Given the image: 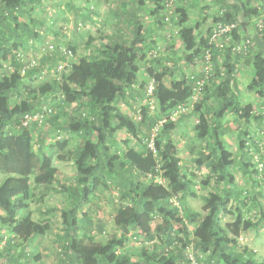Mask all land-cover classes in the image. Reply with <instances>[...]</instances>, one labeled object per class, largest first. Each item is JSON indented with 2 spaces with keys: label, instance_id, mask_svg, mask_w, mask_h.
Here are the masks:
<instances>
[{
  "label": "trees",
  "instance_id": "1",
  "mask_svg": "<svg viewBox=\"0 0 264 264\" xmlns=\"http://www.w3.org/2000/svg\"><path fill=\"white\" fill-rule=\"evenodd\" d=\"M134 1L152 5L151 15L159 28L169 23L165 19L171 16L178 39L190 49L185 60L194 68L192 75L202 76L195 61H202L207 51L212 54L214 75L203 98L178 117L181 121L187 114L198 115L197 138L200 142L208 137L209 150L201 148L195 163L197 169L208 171L201 184L214 183L217 191L203 196L204 214H191L184 207L186 197L195 196L197 182L193 173L183 171L173 138L179 120H173L172 115L192 97L194 81L188 74L177 77V66L168 68L161 57L148 55L159 48L149 41L148 30L140 21L132 36L105 44L96 54L78 58L68 74L33 87L34 76L40 77L48 62L54 66L60 52L37 66L21 61L17 52L41 39L39 25L55 36L58 32L54 24L45 27V20H37L36 29L22 20L28 7L40 0H0V70L7 61L12 66L10 72L0 73V259L5 260L1 264H32L35 251L31 244L52 228L47 219L30 218V207L56 192L68 196L55 235L58 264H186L190 245L205 255L208 264H264L256 251L240 242L242 233L263 227L264 206L238 188L233 172L236 157L224 144L229 133L224 124L228 114H234L239 123L242 118L248 126L264 119V114H255L252 104L240 102L236 79L242 56L233 52L232 45L220 50L210 44L213 27L206 22L209 16L188 26L184 21L187 9L182 6L174 7L170 15L167 0ZM216 2L212 24H238L233 44L249 42L243 61L251 67L247 91L264 98V0ZM70 49L76 54L75 45ZM140 64L145 67L142 78ZM151 80L155 82V110H151L147 95ZM135 86L141 93L136 94ZM138 100L143 103L137 104ZM123 105L129 111L122 109ZM36 115L43 120L28 122V117ZM52 131L60 138H53ZM123 131L130 138L122 140L126 149L121 151L116 148V136ZM66 133L79 137L69 148L72 136L66 138ZM238 137L245 172L258 174V170L249 169L255 165L250 164L249 156L254 141L247 130ZM56 156L73 165L75 176L69 186L54 165ZM112 187L119 197L114 217L117 231L105 242H97L91 232L93 219L83 208L98 191ZM249 201L259 206L255 221L243 213L242 207ZM225 217H232L231 222H224ZM157 219L161 226L153 225ZM138 239L145 244L131 253L130 244Z\"/></svg>",
  "mask_w": 264,
  "mask_h": 264
},
{
  "label": "rangeland",
  "instance_id": "2",
  "mask_svg": "<svg viewBox=\"0 0 264 264\" xmlns=\"http://www.w3.org/2000/svg\"><path fill=\"white\" fill-rule=\"evenodd\" d=\"M76 1L77 0H40L37 5L28 7L29 13L22 17V20L27 21L31 26H34L35 29L38 27L36 26L37 20H45V27L54 24V28L58 32L55 36L51 31L46 32L45 29H43V26L39 25L38 30L41 33V39L38 41H31V44L19 48L17 52L20 60L26 64L30 62V66L35 64V66H37L44 60L49 61L54 52L58 50L60 52V54L56 57L57 62L54 66H52L51 62H48L46 66L41 65L43 68L41 76H34V81L31 83L33 87L38 84H44L54 78H61L64 73L68 74L70 72L71 65L78 60V58L90 56L93 55V53L96 54V51L99 48H97V46H95L89 39L91 38L95 41L98 35L101 34V29L103 31L108 29L107 31L112 32L115 28V25L112 24L113 0L104 1L100 5L92 0H79V2L76 3L79 7L74 10L72 6L69 5ZM175 4L176 6L174 7L182 6L185 10L187 9V16L184 18V21H186L188 26H195L197 21L201 22L206 16H209V20L206 21L207 24H210L211 27L214 26L211 21V16L217 9L218 3L216 0H176ZM147 5L148 4L144 6L146 7ZM79 8L80 10L78 11ZM83 13H89L90 20L87 19L83 21L81 18V14ZM174 16L177 18L178 15L175 14ZM162 28L163 29H161L159 34L157 32L158 35H149L148 37L152 38L149 41L154 42L159 48L158 57L163 59V65L174 69L176 68V62L169 61L165 63V48L172 46L171 50L178 49V53L181 52V54L176 55L175 58L182 64L185 60V52L190 49H186L182 45V42H180L177 37V28L173 26L171 21ZM98 29L99 31H97ZM72 45L76 46V54H74L70 49V46ZM150 52L151 51L148 52L149 56L151 54ZM61 57H64V59ZM183 57L184 59H182ZM185 63L187 64L186 60ZM196 66H198V69L200 70V66ZM26 67H28V65H26ZM238 68L239 71L237 73L236 85L239 92L238 96L240 98V102L242 105L252 104L257 116L264 114V98H259L257 95L250 94L247 91V86L251 77L250 65L241 61ZM11 70L12 66L10 62L7 61L4 69L0 70V73L10 72ZM185 71L186 69L182 70L181 75L187 76V74L189 75L195 73L194 70L188 72ZM22 73L24 74V71ZM179 76L180 75L177 74V77ZM135 89L136 94L141 93L139 86ZM203 96L204 93L199 96L197 102L200 101ZM138 98L141 99L140 96H138ZM193 102H195V100H193ZM142 103L143 101L138 100L137 104L140 105ZM75 105L76 104H74V106ZM71 106L73 108V105ZM121 108L129 111L128 107L125 105L121 106ZM201 111H204V108H202L200 112ZM177 120H179V117ZM239 120H241L240 123L236 120V117L232 113L227 115L224 120V124L229 128V133L224 138V144H226V146L233 151L234 157H236L233 172L237 179L238 188L243 192H247L249 197H255L260 201V206H264V119L262 121L255 120L249 126L242 118H239ZM178 122L179 125L173 135L174 141L178 146V156L180 158L183 171L189 175L193 173L195 175L194 181L197 182L194 186L195 196L186 197L183 204L185 205L184 207L187 208V211L191 214H204L203 196L210 192H216L217 190L214 183L212 186H203V184H201L202 180L208 177V171L204 167L197 169L195 158L198 156L197 152L200 151L201 148L209 150V138L206 137L199 142L197 135L200 132L201 123L199 122L197 114L190 116L187 114L183 120H179ZM208 124L209 123L207 122L206 125L208 126ZM242 130H247L249 137H251L252 141L255 143L249 151V156L251 157L250 164L253 163L255 165H250L249 169L251 171L258 170V174H254L252 176L245 172L242 166V160L239 157L242 151L239 149L238 134ZM51 136L53 138H60L56 131H52ZM70 136H72V134H65L66 138ZM116 137V148L121 151L126 149L122 140L129 139V134L123 131L117 134ZM70 140L68 148L72 143L74 144L77 140H79V137L73 138L72 136ZM54 165L62 171V180H64L66 186L71 185L75 176L72 163L69 161H61L56 156ZM113 187L109 191H98L97 197H95L90 203L86 204L83 208V212L88 214L93 219L91 232L94 240L97 242H105L116 232L114 217L119 197L117 189ZM67 198L68 196L66 193L56 192L45 197L42 202L33 203V205H31L30 212L28 214L29 217L35 221L47 219L51 221L52 228L51 231H49L44 237L34 240L31 244L32 249L35 251L32 264H58L59 248L55 235H57L58 228L60 227V210L66 207L68 201ZM255 204V201H249L246 206L242 207L246 218H258L259 206H256ZM232 206L235 209L237 205L235 202H232ZM0 214H3L2 210H0ZM231 218L232 217H225L224 222H231ZM199 219L200 218H198V220ZM161 224L162 221L157 219L153 225L161 226ZM193 228L194 226L192 224L191 230H193ZM2 233L6 235L5 231ZM240 242L242 246L251 248L264 259V229L261 231H248L242 233ZM143 244L145 243L138 239V241L133 242L132 248H135V246L138 245L140 248ZM146 246L149 247L150 245L148 244ZM149 248V251H152V247ZM136 252L138 251L136 250ZM185 254L188 259L186 264H192L190 259L191 255L196 257L197 260L199 258L198 264H208L205 260V255H202L194 249L193 245H190L189 248L186 249ZM134 259H137V256H134ZM4 262V259H0V264Z\"/></svg>",
  "mask_w": 264,
  "mask_h": 264
},
{
  "label": "crops",
  "instance_id": "3",
  "mask_svg": "<svg viewBox=\"0 0 264 264\" xmlns=\"http://www.w3.org/2000/svg\"><path fill=\"white\" fill-rule=\"evenodd\" d=\"M92 1H94L98 5H100L104 2V0H92ZM78 2H79V0H77L73 4L71 3L69 6H72V8L75 10L77 7H79L76 5V3H78ZM113 4L114 5H113V14H112V17H113V23L112 24L115 25V28L113 29V31L112 32L107 31L108 29L107 30L105 29L103 31L101 29L100 30L101 34L98 35V37L96 38L95 41L91 38L89 39L91 42L94 43L95 46H97V48L100 49L103 46H105V44L110 43L112 41H117L120 38L132 36L134 26L136 25L137 21H140L145 26V29L148 30V33L150 36L157 34V32L159 34L161 29H163V28H161V27L159 28L157 26L156 20L151 15V10H153L152 5L148 4L145 7L144 5H141L138 1L135 2L134 0H113ZM79 10H80V8L78 9V11ZM89 15H90L89 13L88 14H85V13L81 14L82 20L83 21H85L87 19L90 20ZM137 17H138V19H137ZM109 26H108V28H109ZM97 31H99V29ZM150 39H152V38H149V40ZM171 48H172V46L165 48V54H164L165 59H166L165 63H167L169 61L176 62V66L178 65V68H179L177 71V74H179L180 76H181L182 70L186 69L185 72L194 70V68H190L189 64L185 63V60L183 61V64H182L178 59H176L175 56L181 54V52L178 53V49H172L171 50ZM182 59H184V57ZM182 65H184V66H182ZM144 70H145V67L143 66V64L142 65L140 64L139 71H138L140 78L143 77V74L145 73ZM177 74H176V76H177ZM137 87L138 86H135L134 88H137ZM252 219H253V221H255L257 218H252ZM115 228H116V226H115ZM262 229H264V224L260 230H250V231H261ZM116 231H117V228H116ZM119 233H121V232H119ZM130 235H132V234H130ZM132 244H133V242H131V244H130L131 249H132L131 253L136 251V246L134 245L135 248H132Z\"/></svg>",
  "mask_w": 264,
  "mask_h": 264
},
{
  "label": "built area",
  "instance_id": "4",
  "mask_svg": "<svg viewBox=\"0 0 264 264\" xmlns=\"http://www.w3.org/2000/svg\"><path fill=\"white\" fill-rule=\"evenodd\" d=\"M175 1L176 0H167L166 2V7L169 10L168 12L170 15L173 14ZM170 18L171 16L168 15L166 16L165 20L170 22ZM237 26H238L237 23H230V24H226L223 22L215 23L210 35V44L219 47L220 50L226 49L227 47H231L232 45L233 52L242 56L240 57V62H241L244 61V56L246 55V49L248 48L247 44L249 42L245 43V41H240L238 43H235V45L233 44V33L237 29ZM150 53H151L150 57L153 56L157 58L159 56L158 49L151 51ZM195 63L196 65L200 66L202 76L198 77L192 74L188 75L190 76L191 80L194 81L193 95L188 101V103L178 107V109L174 112V114L172 115L173 120H175L179 115L188 113L194 107V105L199 102V101L197 102L199 96L204 93L205 87L210 81L209 78L214 75V62L210 51L206 52V54L202 58V61L196 60ZM154 90H155V82L154 80H151L147 86V95L150 97L149 105L151 110H155V100L153 97ZM193 100H195V102H193ZM43 118L44 117L41 115H36L34 117H28L27 119L29 122L30 120L42 121ZM150 147L154 149L153 142L150 143ZM190 259L192 264H198V260L196 257L191 255Z\"/></svg>",
  "mask_w": 264,
  "mask_h": 264
}]
</instances>
